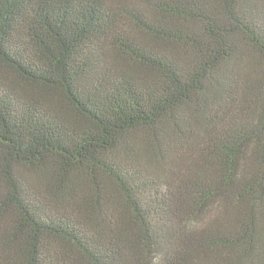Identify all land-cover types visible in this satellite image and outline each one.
<instances>
[{"label":"trees","instance_id":"1","mask_svg":"<svg viewBox=\"0 0 264 264\" xmlns=\"http://www.w3.org/2000/svg\"><path fill=\"white\" fill-rule=\"evenodd\" d=\"M0 264H264V0H0Z\"/></svg>","mask_w":264,"mask_h":264}]
</instances>
